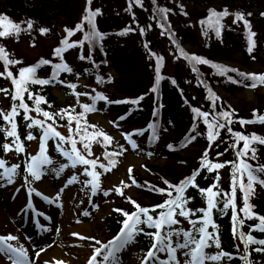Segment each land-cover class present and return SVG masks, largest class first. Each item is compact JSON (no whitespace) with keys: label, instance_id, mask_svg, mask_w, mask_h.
I'll list each match as a JSON object with an SVG mask.
<instances>
[{"label":"snow or ice","instance_id":"6c2138e0","mask_svg":"<svg viewBox=\"0 0 264 264\" xmlns=\"http://www.w3.org/2000/svg\"><path fill=\"white\" fill-rule=\"evenodd\" d=\"M175 7L178 9V14L188 17L189 12L186 10V5L180 0ZM134 8H145V0H128V5L124 9L125 12L131 14L132 24L123 28L117 35L127 36L131 33H137L139 37L147 36L152 28V23L145 24L143 20L138 21L133 11ZM151 16L150 19L155 22V26L161 31L159 35L167 37L168 41L174 45L171 49L176 59L186 61L190 67L191 72L196 75V79L200 85H203L207 90V99L210 102V108L202 110L200 107H192L189 109L192 113L190 117V128L186 129L187 135H184L179 147L187 148L193 142L198 143V137H203L205 143L200 150L197 166L186 173L178 182L169 180L167 177L161 175L157 178V183L140 184L133 175V168L127 169L130 184L125 181H120L114 185L111 190L103 191L104 196H109L113 192L117 196L124 197L127 203L131 206L128 209L121 207H114L111 209L113 213H119L121 219H117V224L120 225L118 234L114 238L103 243L96 237H88L80 235L79 233H72L73 236H78L80 240L93 241V253L87 260V264H121L118 253L124 250L128 245L135 241L139 235H144L151 240L150 247L145 252L141 264H230L233 260V254L224 250L222 247L221 237L219 235V225L214 219L215 214L221 216L226 215L229 210L231 212V231L233 238L238 241L236 244V251L240 253L239 259L242 264H257L252 259V253L262 254L264 259V239L256 238L252 233L259 232L264 234V214L255 211L257 205L251 202L252 197L256 194L255 186L259 185L264 188V162H260L258 156V148L254 145H264V135H258L255 132L250 135H245L240 131H234V125L239 124L244 127L246 124L259 123L264 125V114L257 115L258 110H253V119H236L237 112L229 104L224 107L220 105L221 97L218 96L213 89L208 86L202 77L200 71L201 65L208 66L215 70V74L226 78L232 84H239L243 81H251L250 87L255 89L259 85H264V72H244L235 67H229L222 63H217L208 58L206 55L197 54L195 52H188L182 47L180 41L177 39V33L169 19L172 13V8L162 7L158 0H151ZM233 5L228 4L220 6H209L206 8V15L203 19L198 21L200 26L199 32L204 37H210L214 34L215 38L223 43V36L226 31L232 30V26L241 27L246 38V51L252 60H256L257 56L254 54L259 50L258 32L253 29V22L251 17L254 13L251 11H241L239 9L232 10ZM103 13L99 7H94V0H85L81 13V18L78 23L72 27H64L63 32L66 34L58 41V46L53 49L52 55L58 58L59 62L54 63L50 59L41 58L33 66H24V61L16 58L5 46V43H0V64H2L3 71H0V77L10 80L13 90L9 88H0V93L5 96H10L11 104L9 111L0 110V117L7 121L11 127L4 128L6 140L12 138L10 142L2 144L3 151L7 154L13 150L17 156H24L23 164V181L20 187L14 189L16 193H20L22 189L27 188L25 202L35 193L40 196L34 187L28 188V185L36 181H41L46 173L45 165H51L53 161L46 155L47 144L50 140L56 141V150L66 158L69 163L61 164L58 169H52L56 176L59 177L65 168L71 166L76 168L78 165L83 166L80 173L81 176L86 177L83 181H79L77 176L73 175L63 187H60L55 196L49 198L44 196L43 199L48 204H56L62 207V195L69 185L73 183H82L83 187L80 189L83 192L85 189H90L91 196H96L102 190L101 177L105 173L112 172L118 164L116 157H120L126 151L125 145L118 144L119 151H108V148L113 142V136L105 132L103 129L90 124L86 118V114L98 111L96 102L102 101L108 105H140L142 101L149 98L152 107L151 116L155 118V122L147 124V128L139 127L135 133L128 132L120 133L133 150L139 149V145L133 139V135L143 136L145 132L151 131L153 139L161 137V130L167 132L169 129L160 124L159 118L161 109L165 107L164 104L159 103L160 86L162 81L169 80L171 85L175 88H180L176 78L166 77L162 73L166 69L165 56L154 51L150 46L149 40L142 41L145 57L148 61L147 67L152 68V75L150 84L145 89L143 95H138L135 99L125 98H110L108 95L97 91L96 88L91 89V95L88 92H76V83H67L66 87L73 90L72 94L76 98V103L79 105L81 111L77 112L76 107H66L59 111L44 110L41 108L42 103H47L42 95L35 94L29 85H49L53 82L61 85L65 81L59 79L60 73L74 74V70L65 62L64 53L69 49L83 50L77 53V58L80 61H88L97 70L95 74V82L97 85L113 84L114 77L111 74H99L100 64L108 65L107 59H102L100 64H97L93 59L94 52L99 49L104 52L105 57L107 52L104 50V42L107 39V33L98 28L97 18ZM259 16L264 18V11L259 12ZM22 25H24L22 27ZM194 25L188 24V27ZM87 28V30H86ZM51 29L47 26H38L34 19H24L21 22H14L8 15L0 14V40H16L18 41L22 33H27L29 36L33 32H38L41 36H46ZM76 33H82V38L71 40ZM36 46L35 41L31 44ZM19 67L17 68L16 66ZM51 65L53 71L48 78L41 79L37 75V70L42 66ZM230 73H236L240 80L235 79ZM92 74V73H90ZM76 75V74H74ZM79 79V75H76ZM186 83L191 84L188 80ZM25 93L27 100L32 101L33 106L30 107L25 101ZM180 94L183 95L181 89ZM82 96H90L92 103H80ZM18 103H15L17 102ZM52 104H48V108L52 109ZM23 110V120L26 122L25 127L28 130L21 139L18 132V125L15 120L17 116L21 115ZM188 109H186L187 111ZM35 112L37 116H42L43 119L36 118L30 115ZM67 119L68 135L65 136L58 127V121ZM120 119L125 117L122 115ZM51 121V123H49ZM73 122H75V129H73ZM109 123H112L111 121ZM167 124H172V121H166ZM38 128L40 135L37 137L33 135V129ZM92 129V131H89ZM226 132L231 139L228 143L222 133ZM79 136L77 140L75 137ZM38 140V153L29 155L26 152L25 141ZM95 141L104 147V159L107 163L100 160L99 157H93L91 142ZM243 142V147L240 143ZM70 148L65 147L69 145ZM78 144L83 145V149L77 147ZM224 144L223 149L220 145ZM167 149L175 153L177 146L173 143L166 144ZM215 149H220L215 151ZM229 150L234 154V158H225L220 160V157H225ZM146 155L151 157L153 153L147 152ZM210 155L214 159H210ZM249 161H258L254 166ZM181 164L186 163L181 160ZM7 162L0 159V187L6 185H14L17 176L20 174L21 163H14L6 166ZM230 166L232 169L229 189L225 190L221 185V171ZM142 168L147 169L144 165ZM213 174V178L207 187H200L197 177L202 172ZM135 186L137 189L145 187L149 193L156 194L160 199L153 205L144 206L130 195H126L125 188ZM189 188L195 189L205 202V206L192 209L188 207L194 197L188 196L186 193ZM238 194H242L239 196ZM91 196L89 201L91 202ZM16 199L15 196L12 197ZM241 200L242 203H238ZM28 207H32L28 203ZM93 209L99 206L92 203ZM23 210V206H22ZM84 216H89L88 211L83 212ZM183 218L190 225L189 229L177 227L181 224ZM51 219V217H45ZM23 217H21V221ZM79 222V221H78ZM254 222V223H248ZM247 226L248 231H245ZM42 231H53V229L43 228ZM212 229L209 231V229ZM54 231L59 234L60 229L55 228ZM25 240H30V237H23ZM21 236L19 235H0V253L7 256L10 264H50L48 260L42 259L41 254L45 249L39 245L32 249L33 256H29V251L20 243ZM15 241L13 244L11 242ZM35 244V241H32ZM242 246V247H241ZM254 246V247H253ZM31 247V245H30ZM215 249V252H208V249ZM166 254V258H161L160 254ZM101 257L100 260L97 258ZM183 257V259H181ZM63 264V262H58Z\"/></svg>","mask_w":264,"mask_h":264},{"label":"rangeland","instance_id":"374dc122","mask_svg":"<svg viewBox=\"0 0 264 264\" xmlns=\"http://www.w3.org/2000/svg\"><path fill=\"white\" fill-rule=\"evenodd\" d=\"M84 2L85 0H0V14L8 15L19 22L24 19H34L38 26H47L51 29L46 36H41L38 32H33L31 36L22 33L19 40H25V42L20 45L3 43L16 58L24 61V66H33L41 58L57 61L52 52L61 38L59 32L64 27H72L79 22ZM179 2L180 0H176V3ZM182 2L189 12L188 17L178 14L174 0H158L160 6L172 8L169 19L177 33V39L188 52L206 55L214 62L235 67L244 72H264V18L259 16V12L264 11V0H182ZM228 4L233 5V10L239 9L254 13L251 20L253 29L258 32L259 40V50L254 53L257 56L256 60H252L247 54L246 38L241 27L232 26V30L226 31L223 36V43H220L214 34H210V37H204L200 34L198 21L205 17L206 8L213 5L227 6ZM127 5L128 0H94V7H99L103 13L97 18L98 28L108 35L104 42V50L107 52V56L105 57L104 52L96 49L93 59L97 64H100L102 59H107L109 61L107 66L100 64L99 74L104 75L106 79L108 74L114 77L113 84H104L102 89L110 98L116 99H135L138 95L144 94L145 89L150 84L152 68L146 66L148 61L145 57L142 41L150 38V46L153 50L168 59L166 69L162 74L166 77L176 78L180 85V88H175L169 80L162 81L158 101L165 105L161 109L159 122L169 130L167 132L161 130V137L156 139L157 144L166 146L167 143H173L175 145L180 143L184 135H187L186 129L191 126L190 117L192 113L189 105L207 110L210 108V102L205 99L206 91L199 84L196 75L191 72L187 62L176 59L179 53L174 55L171 51L174 45L165 36L159 35L160 31L155 26V22L150 19L152 12L150 0H145V8H134L133 11L138 21L143 20L145 24H153L151 32L143 37H139L137 33H131L127 36L117 35L126 26L135 27L132 24L131 14L124 11ZM188 24L194 26L188 27ZM79 38H82V33L74 40ZM34 41L36 48L31 46ZM80 51L82 50L71 49L64 54L65 61L74 60L80 67L79 79L75 78L74 81H79L85 86L93 85L97 70L88 61L78 60L77 53ZM16 67L18 68L19 65ZM199 67L217 95L223 97L231 107L237 111H245L248 116L253 110L264 113V85H259L253 89L250 87V80L232 84L226 78L216 75L214 69L204 65ZM37 72L38 77L44 79L50 74V66H42ZM230 75L237 80L241 79L236 73H230ZM188 80H191L192 83H186ZM181 89L183 95L180 94ZM53 91L61 102L66 103L68 101L58 86ZM83 103H87L86 97L83 99ZM186 109L188 110L186 111ZM151 111L149 98L146 97L140 105L100 106L98 111L86 114V118L90 124L112 135L116 143L124 144L125 138L120 133H133L137 128H146L148 123L155 122V118L151 116ZM122 115L125 117L123 120L120 119ZM252 117L251 115L248 119ZM169 120L173 123L167 124L166 121ZM110 121L112 123H109ZM240 130L245 135H250L253 132L264 135V125L261 124L240 127ZM197 139L198 143L193 142L194 146L192 144L187 148L178 146L175 153L170 152L166 147L162 155L151 160L129 151L126 158L119 161L118 166L113 168L106 180V186L112 189L120 181L130 184L127 173L129 167L133 168V175L140 184H145L147 181L148 184L157 183L160 186L157 178L161 175L171 181L178 182L186 173L197 166L200 150L205 143L203 137ZM254 146L258 148L257 154L260 157V162H264V146ZM33 150L36 152L38 146H34ZM226 157L234 158L231 150L227 152ZM181 160L186 163L181 164ZM249 163L255 166L258 161H249ZM141 165L150 170L146 171ZM64 183L66 181L62 177H43L37 189L52 198L58 189L63 187ZM17 187L20 185L0 188V234L21 236L20 243L28 249L30 257L33 256V248L37 245L43 247L45 251L42 252L41 257L48 260L50 264H55L57 261L63 262V264H83L93 253V241H82L78 236H73L72 233L96 237L103 243H107L108 240L118 234L120 225L116 221L121 219L119 213H113L111 209L114 207L125 209L131 207L124 197L101 194L96 196L94 201L99 206L97 209H93L92 205L85 209L79 205V197L74 187L69 185L59 202L62 207H58L56 204L54 206L44 204L39 206L42 213L51 217L50 222H42L43 228L53 229V231L40 233V230L32 225L33 222L31 223L27 214L23 216L21 221L22 215H19L11 207L12 204H17L16 208L22 209V206L26 208L27 190L25 188L20 193H16L14 189ZM255 189L256 194L252 197L251 202L257 205L256 212L264 214V188L256 185ZM124 192L126 195L137 199L144 206L153 205L160 199L156 194L148 192L147 185L140 189L133 185L125 188ZM238 195L242 196V194ZM13 196L16 199H13ZM238 203H242V201L238 200ZM84 211H88L90 215L84 216ZM55 228L60 229L59 234L54 231ZM23 237H30V240H25ZM40 238L42 240H39ZM32 241H35V244ZM138 242L139 239L136 237L134 242L118 253L121 264H140L135 259V253H138ZM0 264H10L7 256L3 253H0Z\"/></svg>","mask_w":264,"mask_h":264},{"label":"trees","instance_id":"16d2710c","mask_svg":"<svg viewBox=\"0 0 264 264\" xmlns=\"http://www.w3.org/2000/svg\"><path fill=\"white\" fill-rule=\"evenodd\" d=\"M4 82L5 81L3 79L0 80V87L1 88L4 87ZM29 87L35 94L42 95L45 97L47 103L41 104L42 109L50 110V111H59L60 109H62V106L59 103H57L56 98L53 97L52 91H51L49 86H47V85H43V86H41V85H30ZM9 102H10V107H11V104L14 102L11 101V98L9 99ZM27 102L29 104H32V101L27 100ZM15 103H18V101ZM49 103L52 104V106H53L52 109L48 108ZM33 116L36 118L39 117V116H37L36 113ZM15 120L17 122V125L19 127V131L21 133L28 131L25 127L26 122L23 120V111H21V115L17 116L15 118ZM4 126H5V122L3 121L2 117H0V130ZM32 131H33V135H36L38 137L39 129L34 128ZM221 176H222L221 177V185L224 187L225 190H228L229 185H230L231 172H230L229 176H225V177H223L224 175H221ZM200 178L201 179L198 181V183H199L200 187H204L210 183V181L213 178V174H210V173H207L206 171H204ZM187 195L194 197V199H192V201L188 205V207H190L192 209L201 207V204L203 203L204 200L201 198V196L199 195V193L195 189H192L191 192ZM230 216H231V212L229 210V212L223 216L219 215L218 213L215 214L214 219H215L216 223L219 225V235L221 237L222 247L224 248V250L229 251L233 254V260L230 262V264H242V261L239 259L240 253H238L236 251V244L238 243V241L236 239H234L233 235H232V231H231L232 226H231ZM180 219H181V222L187 223V221H185L183 218H180ZM177 227H179V225ZM245 231H248L247 227H245ZM252 234L258 239H264V234H262V233L253 232ZM150 244H151V240L149 238H147L145 241V244H144L145 247L147 248ZM209 252L214 253L215 249L214 248L209 249ZM252 259H254L257 262V264H264V259H262V254L252 253Z\"/></svg>","mask_w":264,"mask_h":264},{"label":"bare ground","instance_id":"6f19581e","mask_svg":"<svg viewBox=\"0 0 264 264\" xmlns=\"http://www.w3.org/2000/svg\"><path fill=\"white\" fill-rule=\"evenodd\" d=\"M16 206H17V204H12L11 205V207L14 209V211H16L17 213H19L21 209L19 207L16 208Z\"/></svg>","mask_w":264,"mask_h":264}]
</instances>
